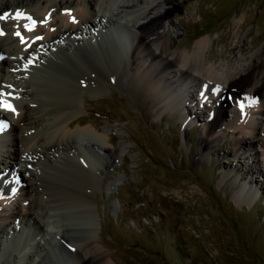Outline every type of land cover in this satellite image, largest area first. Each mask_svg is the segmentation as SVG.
<instances>
[{"label": "bare ground", "instance_id": "6f19581e", "mask_svg": "<svg viewBox=\"0 0 264 264\" xmlns=\"http://www.w3.org/2000/svg\"><path fill=\"white\" fill-rule=\"evenodd\" d=\"M178 6L170 0H0V15L11 14L7 20H0L6 29V34L0 35V101L15 108L13 112L0 107V264H44L61 240L65 241L63 246L59 244L63 249L64 245L70 248L62 250L64 255L57 261L118 264L103 245L93 244L90 238L73 240L60 216L63 208L81 206L88 208L91 226L97 221V204L87 191L104 185L100 170L90 169L97 157L79 163L76 159L81 155L76 146L86 140L96 155H114L122 147L110 148L109 133L104 137L96 126L82 125L79 118L86 107V93L97 96L110 90L111 79L118 81L121 66L115 68L113 62L102 61L106 57L103 43L110 34L118 36L113 42L121 45L125 58L128 56L123 73L129 77L127 85L142 83L155 98L168 101V107L179 113L193 91L203 97L208 96L205 91L216 94L211 95L214 108L210 109L205 131L212 138L199 158L210 153L223 138L221 129L227 126L235 133L239 129L251 135L256 144L252 148L254 157L262 155L264 57H260V69L255 66L256 54L242 63L235 61L233 70L222 68L223 72L209 61L210 52H205L207 37L195 40L190 49L178 48L181 31L173 20ZM17 11L36 17L33 31L25 29L29 25L26 19L13 18ZM16 31L28 38L26 43H21ZM121 33L128 42L119 37ZM33 35L42 39L32 41ZM236 47L239 54L246 49L244 43ZM38 68H44V75H68L74 83L58 80L53 88L43 89L34 76ZM71 69L79 71L85 81L70 75ZM199 84L205 86L204 92ZM240 103L244 104L243 111ZM225 111L231 113L229 125L222 119ZM235 143L243 148L240 140ZM74 159L82 166L88 183L86 190L78 193V200H73L71 192L60 195L47 179L49 169ZM7 164H13L14 169L3 175ZM116 182L117 178L109 184ZM233 194L243 201L254 198L249 190L236 189ZM15 253L19 255L17 261H13Z\"/></svg>", "mask_w": 264, "mask_h": 264}, {"label": "rangeland", "instance_id": "374dc122", "mask_svg": "<svg viewBox=\"0 0 264 264\" xmlns=\"http://www.w3.org/2000/svg\"><path fill=\"white\" fill-rule=\"evenodd\" d=\"M170 1L179 5L173 15L181 31L178 48L190 49L195 40L207 37L209 61L223 72L233 70L235 61L242 63L256 54L255 66L260 69L264 0ZM243 43L246 49L239 54L236 45ZM103 47L106 57L102 61L113 62L115 68L121 66L118 81L111 79L110 90L97 96L86 93L85 111L79 118L82 125L96 126L104 137L109 133L110 148L122 147L114 155H96L86 140L76 146L79 163L97 157L99 162L89 168L100 170L104 185L87 190L97 204L94 225L87 207L63 208L60 216L69 236L77 241L90 238L93 244L103 245L118 264H264V152L254 157L252 136L239 129L234 133L227 126L221 129L223 138L210 153L199 158L212 138L205 131L216 94L203 97L193 91L179 113L168 107V101L155 98L142 83L127 85L128 56L117 51L112 40H106ZM41 70L36 69L34 76L43 89L53 88L58 80L74 83L68 75H44V68ZM72 71L70 75L85 81L79 71ZM230 115L223 113L224 124L229 125ZM237 139L243 148L236 146ZM76 160L63 161L49 169L47 176L60 195L71 192L73 200L88 186L87 175ZM12 169L14 165L7 164L3 175ZM115 178L117 182L109 184ZM236 189L249 190L254 198L243 201L233 194ZM63 242L56 244L60 249L44 264H66L65 260L57 261L70 248L64 245L63 249ZM12 257L13 261L19 258L17 254Z\"/></svg>", "mask_w": 264, "mask_h": 264}, {"label": "snow or ice", "instance_id": "6c2138e0", "mask_svg": "<svg viewBox=\"0 0 264 264\" xmlns=\"http://www.w3.org/2000/svg\"><path fill=\"white\" fill-rule=\"evenodd\" d=\"M66 12L69 15L71 14V10H66ZM10 15L11 14H9V13H4L3 15H0V20H7ZM13 18L16 19V20H21V19H29L30 20L31 19V17L25 16L24 14H22L19 11H17L14 14V17ZM43 22H46V21H43ZM73 22H76L74 17H73ZM35 24H36V21L33 20L32 21V26L25 25L24 27H25V29L27 31H33ZM2 34H3V32L0 31V35H2ZM15 35L18 36V37H20L22 43L25 42L24 41V37L22 36V34L19 31H16L15 32ZM36 39L39 40V39H42V37H36ZM0 107H5L8 110L13 111V112L15 111V108L10 103L4 102V101H0ZM239 107H240L241 111H243L244 104L243 103H240Z\"/></svg>", "mask_w": 264, "mask_h": 264}]
</instances>
